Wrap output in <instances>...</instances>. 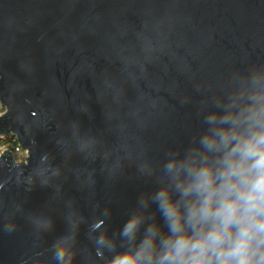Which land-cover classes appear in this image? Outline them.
<instances>
[{"label": "water", "instance_id": "1", "mask_svg": "<svg viewBox=\"0 0 264 264\" xmlns=\"http://www.w3.org/2000/svg\"><path fill=\"white\" fill-rule=\"evenodd\" d=\"M254 101L264 0H0V136L27 151L0 154V264L151 260L206 117Z\"/></svg>", "mask_w": 264, "mask_h": 264}, {"label": "clouds", "instance_id": "2", "mask_svg": "<svg viewBox=\"0 0 264 264\" xmlns=\"http://www.w3.org/2000/svg\"><path fill=\"white\" fill-rule=\"evenodd\" d=\"M206 122L201 158L185 170L171 208L158 204L172 220L171 243L151 260L125 252L111 264H264V102L227 106ZM66 255L58 249L55 258Z\"/></svg>", "mask_w": 264, "mask_h": 264}, {"label": "built area", "instance_id": "3", "mask_svg": "<svg viewBox=\"0 0 264 264\" xmlns=\"http://www.w3.org/2000/svg\"><path fill=\"white\" fill-rule=\"evenodd\" d=\"M1 104L0 102V115L5 111L4 106ZM4 150H9L16 161H26L27 151L21 148L15 135L0 136V154Z\"/></svg>", "mask_w": 264, "mask_h": 264}]
</instances>
